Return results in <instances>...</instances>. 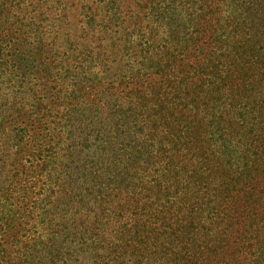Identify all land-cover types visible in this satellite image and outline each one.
Segmentation results:
<instances>
[{
	"label": "trees",
	"instance_id": "trees-1",
	"mask_svg": "<svg viewBox=\"0 0 264 264\" xmlns=\"http://www.w3.org/2000/svg\"><path fill=\"white\" fill-rule=\"evenodd\" d=\"M249 1L0 0V80L23 102L0 81V126L51 166L28 241L2 185L0 264H264V0Z\"/></svg>",
	"mask_w": 264,
	"mask_h": 264
},
{
	"label": "rangeland",
	"instance_id": "rangeland-1",
	"mask_svg": "<svg viewBox=\"0 0 264 264\" xmlns=\"http://www.w3.org/2000/svg\"><path fill=\"white\" fill-rule=\"evenodd\" d=\"M244 1L250 2L249 0H239V2H244ZM253 1H256V0H251V2H253ZM239 2H238V4H239ZM244 8H245V5L243 4V9ZM173 27H174V29H180L181 28V30L179 32H177L179 34L177 37H182L181 35H184L183 30L185 31V29H187V27L178 25L176 22L173 24ZM253 32H258L257 28H254ZM173 35H174V33H173ZM149 64H151V63H148V62L143 63V65H145V66H148ZM0 81L5 82L2 85L4 88H6L7 93H10V95H9L10 99L12 98L13 94H14V96L16 95L15 102L17 101V104L22 106L23 105V102L21 99L22 91H21L20 87H17V83L15 84L13 81L8 80V79L4 80V78H1ZM5 94H6V91H2L1 97H4ZM1 99H3V98H1ZM4 103H6V102H4ZM3 107L4 106H1L0 113H1V110L4 111V109H6V107L5 108H3ZM27 108H29V107H27ZM5 113H6V111L2 112V115L0 114L1 115L0 121H1V117ZM121 116H122L121 118L125 117V115H121ZM129 120H131V118H129ZM131 125H132V123L130 122V126ZM93 126L96 127V129H105L106 128V125H100L98 123L94 124ZM2 131H3V126H0V167L5 165L7 167V169L11 170L10 175L15 174V173H17V175L13 176V177L9 176V178H7L6 175L0 174V190L2 189V185L7 186L10 184V182H6L5 180H8V181L13 180V184H12L11 188H9V196H10L9 198L11 199L9 203L10 204L14 203V204H13V206H7V209L12 210V212L11 213L8 212L5 214L12 215L16 218L21 217L17 220V227H18V222L19 223L22 222L24 224V227H26L27 230H25V233L23 234V238H22L25 242V241H28V239H30L34 235V231L36 229V227H35L36 224L34 222V215L37 214L38 209L35 208V211H34V209H32L34 215L30 214L29 211L32 208V206L36 203L35 199L37 198L38 194L40 195V197H45L46 192H48L47 191L48 190L47 173H48V170L51 168V166L49 167V169L45 168L44 172L40 171L39 168H36L37 164H39L38 160H37L38 151L34 152L35 148H31L30 146L24 147L22 150L17 149V146L12 148L10 146L11 144H16L17 142L20 141L17 132H10V135L9 136L7 135L8 137H6ZM105 132H107V131H105ZM97 134L99 135L98 131H95L91 138L94 139V137H96ZM64 136H66V134H64ZM101 136L102 135L100 134L99 137H101ZM76 142H78V140L74 136L67 139V143L70 144L71 147H68L66 150V146H64V144H62L61 146L65 147V148L60 151V154L68 155V151H73L76 153V150H79L82 148V146ZM125 142L128 143L127 140ZM30 143L34 147L33 142H30ZM47 147L50 148V145L47 144ZM6 149H7V151H10V152H7V151L5 152ZM15 149H17L16 152H15ZM48 155H49V153L47 151H45L43 154L44 157H46ZM74 158H76V155L74 157H71V159H70L71 161H73V163L71 164L73 167H81V165H83V163L88 164L89 166L93 165L92 162L89 163V161L86 160L85 156H83V158L81 156L79 160L74 159ZM39 159H40V161H42V158H39ZM65 159H66V162H65L66 165H64V167L66 169V167L68 165V158L65 157ZM13 162H15L17 164L19 171H18V169L14 170L13 166L11 165ZM23 164L26 167L24 170H21V165H23ZM109 179H110V181H109ZM120 179L124 181V179L122 177L117 178L115 176L112 177V175L110 178L109 177L103 178L102 180L107 181V182L109 181V183H110L109 188L104 189L103 193L106 194V191L111 190L112 187H114L115 184L120 181ZM99 181H100V179H98L97 182H99ZM92 183H95V181L93 179L90 181V184H92ZM61 184H63V182ZM95 189H96V193L99 195V190H97L98 188H95ZM84 194H86V192ZM94 196L95 195H92V193L90 191L87 192V198L88 199L90 197L93 198ZM23 197L27 198L28 202L24 201V203H23L22 202L23 200L21 199ZM78 199H79V197L76 200H78ZM46 201H47V199H45V201H43L42 203L40 202L39 205L41 207H43L44 204L46 203ZM92 204L93 203H91L88 206L89 207L88 213L93 215L94 210L97 209L96 206L97 207H99V206L95 205V204L92 205ZM104 205H105V202H104ZM44 207H45V209H47L50 206L48 204H46ZM100 208H103V210H105L106 205L104 207L103 204H101ZM106 209H107V213H109V216H110L109 219H111V221H114V219H115L117 224H120V225L124 224V222H125L124 218L120 217L121 213L115 214V212H114V214H113L112 211L110 210V208H106ZM73 211H70L69 214L73 213ZM124 214H127V211L124 212L123 215ZM26 221H27V224H25ZM77 221H78V223L80 222V220H77ZM112 225H113V223H112ZM60 228L64 229L63 226H60ZM64 231H66V229H64ZM68 233L73 234V231L70 230ZM63 237H65V235H62L60 238H63ZM74 237H77V236L72 235L69 239L70 240L74 239ZM14 241H15V239L11 240L10 242H14ZM2 244H4L3 241H2ZM17 245H19V244H17ZM17 245L14 246L10 257H6L7 261L8 260L14 261V259H15L14 257H16L15 256L16 255L15 250L17 249ZM2 246H5V245H2ZM78 247L80 248L81 245H79ZM77 257H80V256L78 254H74V256H69L68 257L69 258V260H68L69 264H78V262H76ZM3 258H4V256H3ZM56 260H60V258L58 257ZM57 263L60 264L59 262H57Z\"/></svg>",
	"mask_w": 264,
	"mask_h": 264
}]
</instances>
